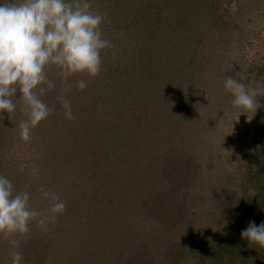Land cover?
I'll return each mask as SVG.
<instances>
[{
    "label": "rangeland",
    "instance_id": "rangeland-1",
    "mask_svg": "<svg viewBox=\"0 0 264 264\" xmlns=\"http://www.w3.org/2000/svg\"><path fill=\"white\" fill-rule=\"evenodd\" d=\"M146 2L90 0L113 47L102 53L101 72L87 78L85 90L66 93L75 119H66L55 101L63 87L57 75L56 89L43 98L55 110L30 140L19 135L26 119L19 90L12 118L6 111L0 118V175L6 172L16 191H28L37 210L49 205L41 186L66 203L46 231L33 221L26 238L16 237L22 264H230L237 258L211 251L242 228L232 221L233 208L264 181V154L253 146L264 96H257L256 112L241 114L223 85L231 76L264 88V0L205 1L212 13L203 14L220 17L207 32L201 27L199 75L181 80L188 104L178 100L180 109L158 112L159 122L155 116L148 128H137L143 96L117 116L112 98L128 86L116 87L108 71H130ZM10 251L0 239V264H10Z\"/></svg>",
    "mask_w": 264,
    "mask_h": 264
},
{
    "label": "clouds",
    "instance_id": "clouds-1",
    "mask_svg": "<svg viewBox=\"0 0 264 264\" xmlns=\"http://www.w3.org/2000/svg\"><path fill=\"white\" fill-rule=\"evenodd\" d=\"M104 21L93 10L90 0H0V118L6 111L10 118L16 111L12 97L19 90L21 111L26 119L19 124L22 140L55 110L43 99L56 89L52 75L60 77L63 87L55 97L68 120L75 119L66 93L75 87L87 88V79H94L102 68V53L113 47L103 37ZM51 74V75H50ZM79 77L75 83H69ZM225 94L241 114L257 111V96H264V88L251 82L226 76ZM42 199L49 202L41 211L30 202L28 191H16L15 185L0 175V239L10 245V264H22L23 255L16 237L26 238L30 224L35 221L42 230L54 222L66 209V203L53 191L41 186ZM249 245L264 248V222L249 221L241 231Z\"/></svg>",
    "mask_w": 264,
    "mask_h": 264
},
{
    "label": "trees",
    "instance_id": "trees-1",
    "mask_svg": "<svg viewBox=\"0 0 264 264\" xmlns=\"http://www.w3.org/2000/svg\"><path fill=\"white\" fill-rule=\"evenodd\" d=\"M144 1L147 4L146 0ZM205 1L151 0L150 6L142 11V35L136 34L140 39L135 37L139 40L138 45L132 42L133 46L135 45L134 54L127 61V68L130 71L124 76L122 72L114 73L116 72L114 67L110 68V72L108 71L109 76L114 77L116 87L128 86V90L120 98L114 95L118 94L117 91H113V102L117 101L115 104L117 106L113 109L117 116L128 105H136L133 104L135 98L143 96L142 104L138 102L142 110H139L136 126L148 128V125H152L155 120V116L157 122L162 118L158 112L180 109L177 106L178 100H182L183 105L187 103L186 95H182L179 91L180 83L181 80L192 82L193 78L199 75H196L197 69L205 63L199 60V44L205 41L203 38H206L201 27L204 26V32H207L209 24L212 26V23L217 21L215 19L220 17L215 14L216 18H208L209 13L203 14L205 10L211 9ZM170 7L173 10H170ZM209 12L212 13V10ZM75 79L79 77H73L74 83ZM127 92L133 93L127 94ZM127 96L130 99H127ZM119 100L124 101L118 104ZM183 108H186V105ZM144 112L143 117H140ZM129 118V112L125 113L123 122H131ZM262 119L261 127L255 130L253 141L254 148L260 154H264V116ZM4 173L6 176V172ZM166 174L170 175L169 172ZM259 182V186L254 188V193L242 195L238 201L239 205L233 208L236 213L232 216V221L236 222V225L240 224L242 228L223 242H218L212 251L208 250L212 255L216 249L218 252L225 251L228 256L235 254L237 258L231 260L230 264H264V248L250 246L248 241L241 237V231L248 226L249 221H254L257 225L264 222V181ZM245 189L251 188L248 186ZM142 207L145 206L142 204Z\"/></svg>",
    "mask_w": 264,
    "mask_h": 264
}]
</instances>
